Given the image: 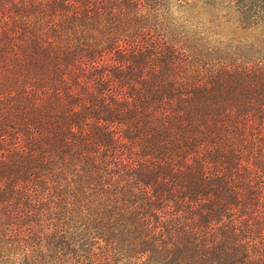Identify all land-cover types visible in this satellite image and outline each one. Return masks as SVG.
I'll return each mask as SVG.
<instances>
[{
	"label": "trees",
	"instance_id": "trees-1",
	"mask_svg": "<svg viewBox=\"0 0 264 264\" xmlns=\"http://www.w3.org/2000/svg\"><path fill=\"white\" fill-rule=\"evenodd\" d=\"M227 1L0 0V264H264V0L175 13Z\"/></svg>",
	"mask_w": 264,
	"mask_h": 264
},
{
	"label": "rangeland",
	"instance_id": "rangeland-1",
	"mask_svg": "<svg viewBox=\"0 0 264 264\" xmlns=\"http://www.w3.org/2000/svg\"><path fill=\"white\" fill-rule=\"evenodd\" d=\"M198 2V0H196ZM201 1V0H200ZM239 4L236 3V0H228L225 2L220 9L210 8L208 10L203 11L204 13L198 14L196 9L191 7L179 9V11L175 12L176 15L180 18H192L194 21H198L201 25L207 28L215 29L219 31L223 38H237V37H245L249 33H254V38L258 37L260 31L255 30L253 32L242 31L238 27L240 22H238V13H236L237 8H239ZM200 5H198V8ZM218 19L219 26L217 28L214 27V23L211 20ZM228 20V22L226 21ZM253 38V39H254Z\"/></svg>",
	"mask_w": 264,
	"mask_h": 264
}]
</instances>
